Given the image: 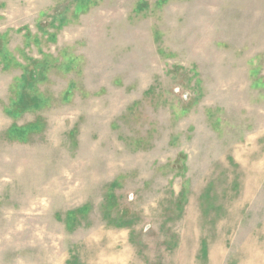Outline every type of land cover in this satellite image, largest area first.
Returning a JSON list of instances; mask_svg holds the SVG:
<instances>
[{
	"label": "rangeland",
	"instance_id": "374dc122",
	"mask_svg": "<svg viewBox=\"0 0 264 264\" xmlns=\"http://www.w3.org/2000/svg\"><path fill=\"white\" fill-rule=\"evenodd\" d=\"M0 264H264V0H0Z\"/></svg>",
	"mask_w": 264,
	"mask_h": 264
}]
</instances>
